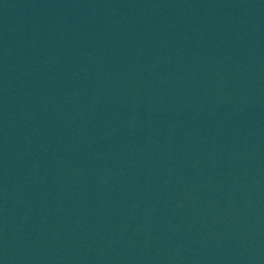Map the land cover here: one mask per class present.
Returning <instances> with one entry per match:
<instances>
[{
	"label": "water",
	"instance_id": "95a60500",
	"mask_svg": "<svg viewBox=\"0 0 264 264\" xmlns=\"http://www.w3.org/2000/svg\"><path fill=\"white\" fill-rule=\"evenodd\" d=\"M0 264H264V0H0Z\"/></svg>",
	"mask_w": 264,
	"mask_h": 264
}]
</instances>
